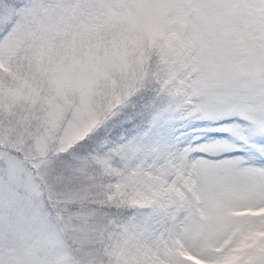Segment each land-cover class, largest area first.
Listing matches in <instances>:
<instances>
[{"label": "snow or ice", "instance_id": "1", "mask_svg": "<svg viewBox=\"0 0 264 264\" xmlns=\"http://www.w3.org/2000/svg\"><path fill=\"white\" fill-rule=\"evenodd\" d=\"M176 5L179 22L206 38L203 56L130 91L43 180L21 153L0 149V264H124L129 253L148 264H264V241L255 239L264 233V0L148 6ZM84 7L0 0V72H12L13 51L27 39ZM221 27L237 38L227 53L212 43ZM193 121L215 122L223 139L197 144L170 133ZM86 186L106 191L104 202L76 200Z\"/></svg>", "mask_w": 264, "mask_h": 264}, {"label": "rangeland", "instance_id": "2", "mask_svg": "<svg viewBox=\"0 0 264 264\" xmlns=\"http://www.w3.org/2000/svg\"><path fill=\"white\" fill-rule=\"evenodd\" d=\"M119 2L121 0H83L85 7L80 12L43 35L27 39L13 51L11 73L7 69L0 72V149L21 153L35 166L42 180L51 161L83 140L88 132L104 122V116L111 113L110 118L115 114L123 104L117 108V101H124L130 91L133 94L139 91V86L147 79L149 70L145 72L144 69V54L134 51L127 41L109 48L100 38L98 13L104 11L103 21L107 26L118 24L121 16L115 9L103 10L96 6ZM153 2L142 0L145 6L138 8L131 22L135 27L148 29L164 21L167 38V25L179 20L180 9L148 6ZM77 17L78 26L72 24ZM171 17L176 19L167 22ZM61 37L67 43H58ZM94 37L96 47L88 49L87 62L69 65L65 50L74 55L81 43ZM37 43L42 45L39 50H36ZM49 76V82L53 84L51 90L42 83ZM214 124L212 121H193L171 129L170 133L192 138L197 144L212 143L223 139L222 134H215L218 125L209 126ZM257 166H260L259 162ZM103 192L105 196L106 191ZM72 195L76 200H88L90 204L101 203L104 198L101 190H89L87 186ZM255 239L264 241V233H258ZM122 258L124 264H148L146 256L129 253ZM189 259L191 264H200L195 258Z\"/></svg>", "mask_w": 264, "mask_h": 264}, {"label": "clouds", "instance_id": "3", "mask_svg": "<svg viewBox=\"0 0 264 264\" xmlns=\"http://www.w3.org/2000/svg\"><path fill=\"white\" fill-rule=\"evenodd\" d=\"M142 5V0H121L119 3L108 5H98V9L111 10L115 9L121 16V21L118 24L107 26L104 24L103 17L104 11H100L98 15L101 18V39L103 43L109 48L119 46L127 41L132 46L134 51L144 54L146 64H150L149 68V81L169 80L174 77L175 71L179 69L183 62L186 61L193 53H198L203 56L208 51V44L204 36L194 37L190 34L189 29L182 25L179 20L175 23L168 24V36L165 38L164 29L165 22L160 21L155 26L148 29H140L132 24V18L135 16L138 8ZM179 8V5H176ZM76 19H73L72 24L76 25ZM78 26V25H76ZM218 34L212 39L215 48L222 53L230 52L232 47L236 44L237 38L232 34L231 30L227 27L217 29ZM39 41V37H37ZM58 43H67L64 37H61ZM42 45L36 44V50ZM95 49L96 38L91 41L81 43L75 50V54L69 50H65L67 63L69 65L78 66L81 61L87 62L89 56V48ZM47 67V65H46ZM54 71V69H50ZM51 77H45L42 83L47 90L53 88V84L49 81ZM77 101L79 96H76ZM124 101H117L116 107L119 108L120 104ZM101 115H104L101 113ZM104 116V122L101 127L110 119L109 116ZM100 127L94 128L93 131L87 133L84 139L90 138ZM80 142V141H79ZM78 142V143H79ZM194 157H199V154L193 153ZM127 209H125L126 211ZM235 264V260H233Z\"/></svg>", "mask_w": 264, "mask_h": 264}, {"label": "trees", "instance_id": "4", "mask_svg": "<svg viewBox=\"0 0 264 264\" xmlns=\"http://www.w3.org/2000/svg\"><path fill=\"white\" fill-rule=\"evenodd\" d=\"M149 68H150V64H145V67H144L145 72H147V71L149 70ZM148 80H149V74L147 75V79L145 80V82L142 83L143 85H142V86H139V90L145 85L146 81H148ZM111 117H112V116H111ZM111 117H110V119H111ZM101 124H102V123H101ZM101 124H100L98 127H101ZM102 195H103V197H104V192H103V191H102ZM128 195H131V192H130ZM103 202H104V198H103V200H102L101 203H103ZM98 203H100V202H98Z\"/></svg>", "mask_w": 264, "mask_h": 264}]
</instances>
